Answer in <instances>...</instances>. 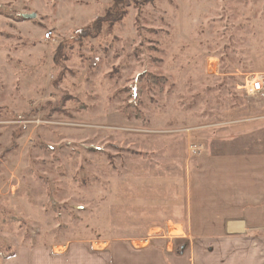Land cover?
I'll return each instance as SVG.
<instances>
[{
    "label": "rangeland",
    "instance_id": "rangeland-1",
    "mask_svg": "<svg viewBox=\"0 0 264 264\" xmlns=\"http://www.w3.org/2000/svg\"><path fill=\"white\" fill-rule=\"evenodd\" d=\"M260 76L264 0H0V264L182 234L197 159L264 152Z\"/></svg>",
    "mask_w": 264,
    "mask_h": 264
},
{
    "label": "crops",
    "instance_id": "crops-1",
    "mask_svg": "<svg viewBox=\"0 0 264 264\" xmlns=\"http://www.w3.org/2000/svg\"><path fill=\"white\" fill-rule=\"evenodd\" d=\"M180 235L24 247L2 264H264V152L200 156ZM144 245H139V244Z\"/></svg>",
    "mask_w": 264,
    "mask_h": 264
},
{
    "label": "built area",
    "instance_id": "built-area-1",
    "mask_svg": "<svg viewBox=\"0 0 264 264\" xmlns=\"http://www.w3.org/2000/svg\"><path fill=\"white\" fill-rule=\"evenodd\" d=\"M52 37V32H48L46 34V38L48 40H51ZM244 90L249 96L264 98V76L255 77L251 81L247 82L246 87H244Z\"/></svg>",
    "mask_w": 264,
    "mask_h": 264
},
{
    "label": "trees",
    "instance_id": "trees-1",
    "mask_svg": "<svg viewBox=\"0 0 264 264\" xmlns=\"http://www.w3.org/2000/svg\"><path fill=\"white\" fill-rule=\"evenodd\" d=\"M107 16H109V13L107 14ZM107 16L104 17V18H102V19H99L98 21H96L95 23H93V24H92V27L95 26V25H98V24L100 25L101 23L103 24V22H105V23L109 22V20H107V19H109V17H107ZM102 24H101V25H102ZM88 28H89V27H88ZM88 28H87V29H88ZM96 30L98 31V28H97Z\"/></svg>",
    "mask_w": 264,
    "mask_h": 264
},
{
    "label": "water",
    "instance_id": "water-1",
    "mask_svg": "<svg viewBox=\"0 0 264 264\" xmlns=\"http://www.w3.org/2000/svg\"><path fill=\"white\" fill-rule=\"evenodd\" d=\"M25 18H26V19H33V18H35V16H34V15H31V16H25Z\"/></svg>",
    "mask_w": 264,
    "mask_h": 264
}]
</instances>
